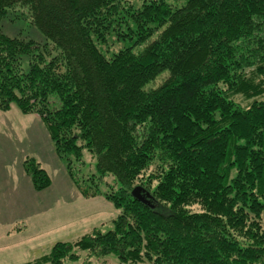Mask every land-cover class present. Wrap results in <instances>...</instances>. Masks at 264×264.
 I'll return each mask as SVG.
<instances>
[{
    "label": "trees",
    "instance_id": "obj_1",
    "mask_svg": "<svg viewBox=\"0 0 264 264\" xmlns=\"http://www.w3.org/2000/svg\"><path fill=\"white\" fill-rule=\"evenodd\" d=\"M13 7L47 43L0 29V111L37 115L119 212L25 264H264V0H0V21Z\"/></svg>",
    "mask_w": 264,
    "mask_h": 264
},
{
    "label": "crops",
    "instance_id": "obj_2",
    "mask_svg": "<svg viewBox=\"0 0 264 264\" xmlns=\"http://www.w3.org/2000/svg\"><path fill=\"white\" fill-rule=\"evenodd\" d=\"M26 158L45 171L47 189L34 190L23 168ZM112 209L102 197L80 195L36 115H24L15 105L0 111V264L38 259L50 238L52 244L66 243L86 235L110 222L115 217ZM18 224L23 229L14 232Z\"/></svg>",
    "mask_w": 264,
    "mask_h": 264
},
{
    "label": "rangeland",
    "instance_id": "obj_3",
    "mask_svg": "<svg viewBox=\"0 0 264 264\" xmlns=\"http://www.w3.org/2000/svg\"><path fill=\"white\" fill-rule=\"evenodd\" d=\"M167 1L169 3L174 2V0H167ZM22 13H26V10L25 9H19L18 7H13L11 9H8L7 13L5 14V16L0 21L1 32L5 36H7L9 38H17V39H21L23 41H33V42L39 44L40 46H43L45 43H47L45 37L42 35V33L35 26H33L29 22L28 18L26 19L27 16H25V15L22 16L21 15ZM23 65H24V68L27 70V68H28V58L26 56H23ZM243 103H245V102H243ZM33 115H35V114H33ZM85 159H86V155H85ZM94 161L95 160L93 158L92 159H88L87 158L86 165H85L86 169L93 171L94 170ZM115 210L116 209H112V214L114 213L115 217L111 221H113L116 218V216L118 215V213H119L118 210H116V211ZM108 215L109 214H107V213L105 215H103L104 216L103 219L106 218ZM111 221L108 222V223H104L102 225L100 224L97 228H100L103 232L107 231V230L111 229V227H112L111 224H110ZM19 227H20L21 230L23 229V227L21 225H19ZM76 239H78V238H76ZM76 239H74V240H76ZM71 241H73V240H71ZM55 242H56V240H55ZM53 244H52V240L50 238V245L47 246L44 249V251H42V255L41 256L46 254L47 251L52 246H54ZM106 260H107L106 262L97 261L96 260V261L93 262V264H118L117 259L114 256H112V255L108 256L106 258Z\"/></svg>",
    "mask_w": 264,
    "mask_h": 264
},
{
    "label": "water",
    "instance_id": "obj_4",
    "mask_svg": "<svg viewBox=\"0 0 264 264\" xmlns=\"http://www.w3.org/2000/svg\"><path fill=\"white\" fill-rule=\"evenodd\" d=\"M144 194V192H143ZM131 195L136 198L137 200L141 201V202H145L146 200L144 199V196L142 195V189L139 187H135L132 192ZM146 197H149V194L145 193L144 194Z\"/></svg>",
    "mask_w": 264,
    "mask_h": 264
}]
</instances>
